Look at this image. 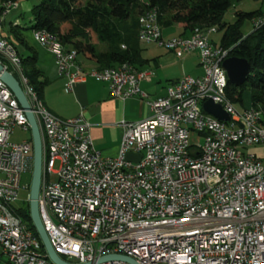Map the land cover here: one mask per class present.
<instances>
[{
    "label": "built area",
    "instance_id": "obj_1",
    "mask_svg": "<svg viewBox=\"0 0 264 264\" xmlns=\"http://www.w3.org/2000/svg\"><path fill=\"white\" fill-rule=\"evenodd\" d=\"M17 1L0 7V26ZM140 43H153L177 58L198 54L199 77L185 75L170 83L164 96L150 100L140 89L152 70L128 63L110 78L76 67V52L57 53L45 31L33 41L54 57L65 88L88 78L105 83L114 99L138 97L150 116L140 122L122 121L123 135L115 158L95 150L91 125L82 114L70 120H46L49 130L48 185L40 184L39 215L54 252L71 264H264V160L250 148L264 147V121L253 108L238 111L228 96L220 49L210 36L163 39L158 12L138 19ZM264 24V16L252 27ZM124 49V47H122ZM0 64L20 83L13 52L0 29ZM102 71V70H100ZM211 100L228 115L221 121L203 110ZM17 100L0 81V195L18 201L20 176L32 171L30 140L11 142L16 127L29 132L19 116ZM190 134L201 139L192 144ZM128 153L139 157L134 163ZM58 165L54 171L55 165ZM56 176L51 182L49 177ZM40 246L32 243L12 208L0 205V264H46ZM54 264V263H53Z\"/></svg>",
    "mask_w": 264,
    "mask_h": 264
},
{
    "label": "trees",
    "instance_id": "obj_2",
    "mask_svg": "<svg viewBox=\"0 0 264 264\" xmlns=\"http://www.w3.org/2000/svg\"><path fill=\"white\" fill-rule=\"evenodd\" d=\"M19 0H0V6ZM242 0H40L31 9V23L27 28L10 25L7 39L17 50L22 69L39 99L45 81L37 66V52L28 46L24 31L43 30L51 34L66 50L75 51L97 70L115 68L123 63L137 70L147 67L142 57V43L138 40V19L156 9L161 28L177 26L179 37L204 33L215 28L222 32L219 46L230 50L229 56L246 60L250 65L247 81L240 87L228 83V96L235 105H243V92L248 90L250 106H260L264 116V24L252 27L248 35L241 33L245 20L264 16V12L236 13L233 23H224L223 16L233 2ZM262 5L264 6V0ZM16 44L24 48L18 51ZM102 45L103 50L97 46ZM124 47V49L122 48ZM25 70V71H24ZM257 110V109H256ZM264 120V119H263ZM29 229L38 237L30 219L29 202L18 209ZM39 240V237H38ZM39 244L41 242L39 241ZM44 251L42 244L40 245Z\"/></svg>",
    "mask_w": 264,
    "mask_h": 264
},
{
    "label": "crops",
    "instance_id": "obj_3",
    "mask_svg": "<svg viewBox=\"0 0 264 264\" xmlns=\"http://www.w3.org/2000/svg\"><path fill=\"white\" fill-rule=\"evenodd\" d=\"M17 23L18 21L14 24L17 25ZM2 35L8 36L4 33ZM41 50V53L37 52V66L43 73L41 80L46 82L41 98L46 110L62 120H70L82 114L91 125L89 134L95 150L104 158H115L123 135L120 123L145 120L150 116L149 107L138 97L125 101L114 99L110 96L105 83H99L90 78L75 84L73 90L68 91L65 88L66 80L57 74L54 57L45 49ZM24 53L27 52L24 51ZM187 55L195 57L196 70L201 73L198 54ZM78 57L76 63L83 71H99L94 62L85 58L79 60ZM176 76L164 67L159 73L155 72L149 82H141L140 89L148 94L149 98L164 96L168 85L178 79ZM132 155L134 154L128 153L126 158L131 161Z\"/></svg>",
    "mask_w": 264,
    "mask_h": 264
},
{
    "label": "rangeland",
    "instance_id": "obj_4",
    "mask_svg": "<svg viewBox=\"0 0 264 264\" xmlns=\"http://www.w3.org/2000/svg\"><path fill=\"white\" fill-rule=\"evenodd\" d=\"M40 0H19L18 1V8L11 11L8 15H6L3 19V22L0 26L1 32L5 35L9 34L10 25L13 24L16 21H18L17 25L20 27L27 28L30 26L31 23V9L33 6L38 4ZM2 4V3H0ZM255 11H261L264 12V6L262 5L261 0H242L240 2H233L232 6L225 12L223 16L224 23H233L236 19V13H251ZM142 16V15H141ZM139 19H143V18ZM258 17H254L253 20H257ZM252 30V21L245 20L242 27H241V33L243 35H248ZM161 33L163 39H173L176 37H179V35L182 33L181 29L177 26H170L167 28H161ZM23 35L25 36V39L27 41L28 46L32 47L36 52L41 53L42 47L37 45L33 39L31 32L29 30L24 31ZM189 37V36H188ZM222 37V32H217L215 34H212L210 36L211 41L215 45H219L220 39ZM139 40V39H138ZM16 47L18 51L24 52V48L22 46L16 44ZM98 50H103L102 45L97 46ZM142 57L146 60H149V63L145 69L146 70H152L154 71L153 74L159 73L161 69H164V67L169 70L170 73H173L176 78H181L185 75L191 76V77H199L200 71L196 70V60L195 57L185 55L182 58H176L174 54L167 52L166 50L158 47L156 44L150 43V44H143L142 43ZM174 57H173V56ZM230 58V56H229ZM79 60H84L83 57L79 56ZM149 67V68H148ZM144 70V69H143ZM160 97V96H159ZM157 98V97H156ZM156 98H150V100H154ZM243 99V105H236V109L238 111L243 110V108H250V96L249 91L246 90L243 92L242 95ZM256 109L262 113L261 107L258 105L256 106ZM31 135L29 132H24L20 128L16 127L11 135V142L13 143H19L24 140H30ZM189 140L192 144H198L201 142V139L194 135L190 134ZM250 153L256 154L258 158H261L264 160V147H257V148H250ZM139 157L136 155L131 156V161L136 163L138 161ZM58 168V165L56 164L54 167V171H56ZM49 180L51 182L56 181V176L51 175L49 177ZM31 183V173H24L20 176V190L18 193V201L14 203V207L16 209H19L21 206L26 204L28 201V195H29V188Z\"/></svg>",
    "mask_w": 264,
    "mask_h": 264
},
{
    "label": "water",
    "instance_id": "obj_5",
    "mask_svg": "<svg viewBox=\"0 0 264 264\" xmlns=\"http://www.w3.org/2000/svg\"><path fill=\"white\" fill-rule=\"evenodd\" d=\"M222 69L225 71L227 81L229 84L235 87L242 86L250 74V65L244 59H238L230 57L222 63ZM0 81H2L6 87L11 91L19 106L25 112V116L29 125L31 144H32V171H31V183L29 188L28 202L30 210V219L39 240L43 246L47 257L54 264H71L62 260L53 250L47 233L42 224L39 210H38V197L40 192L41 174H42V145L39 130L35 121V118L30 111L29 104L25 98L22 89L13 75L4 70L0 64ZM203 110L215 118L221 121H228V115L221 109L219 105L214 104L211 100H207L203 104ZM120 259L127 261L131 264H138L135 260L130 257L122 256L118 254H110L100 257L97 261L103 262L106 260ZM89 264V263H85Z\"/></svg>",
    "mask_w": 264,
    "mask_h": 264
},
{
    "label": "bare ground",
    "instance_id": "obj_6",
    "mask_svg": "<svg viewBox=\"0 0 264 264\" xmlns=\"http://www.w3.org/2000/svg\"><path fill=\"white\" fill-rule=\"evenodd\" d=\"M10 3L4 4L3 6L0 7H9ZM158 12L156 9L148 11L144 19H150L154 14ZM43 30H38L34 31V33H41ZM213 32H216L215 28L209 29L204 33H198V34H192L187 38H206L210 36ZM159 33H161V29L159 26ZM3 33L1 32V37L4 40V44L11 49L13 52V60L14 63L17 67V74L20 80V83L23 87L24 93L30 97L31 101H27L30 107V111L32 112L38 130L41 138V145H42V150H49L50 148V137H49V130L47 128L46 120L49 121H60L61 119L52 115L48 110H46L43 102L41 99L38 98L37 93L34 91V89L31 87L29 84L28 79L25 77L22 65L21 59L18 55L17 50L15 47L7 40L4 38L2 35ZM45 35H49V42H53V49L57 51V53L60 54H68V53H74L75 51H69L64 48V46L59 43L56 39L51 36L48 32L45 31ZM147 44V43H143ZM169 52V51H168ZM228 50H224L223 48L220 47L215 54H214V62H222L225 60V56ZM172 53V52H170ZM174 54V53H173ZM77 56V55H76ZM75 65L76 67H79L76 63V58H75ZM117 68V67H115ZM115 68H106L103 69L102 71H93L92 75H100V78H110L111 76L114 75V69ZM134 68V66H133ZM135 69V68H134ZM25 71V70H24ZM254 108V107H253ZM17 111L19 116L26 118L24 110L21 109L19 104H17ZM261 119L263 120L262 113H261ZM49 160V153H42V163H48ZM48 165H42V174H41V185H48ZM0 205L3 208H12L13 213H17V217L21 223H23V227L26 229V231H30V239L32 240V243L36 244V246H40L39 244L38 237L29 229L28 225L24 222L23 218L20 216L18 209H16L12 205V200L9 197H1L0 195ZM43 261H45L46 264H53V262L47 257L46 253H43Z\"/></svg>",
    "mask_w": 264,
    "mask_h": 264
}]
</instances>
